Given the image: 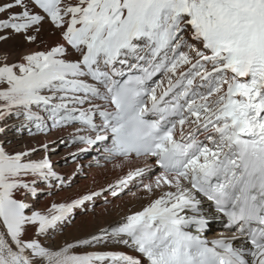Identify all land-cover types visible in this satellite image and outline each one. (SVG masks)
<instances>
[{
  "label": "snow or ice",
  "instance_id": "6c2138e0",
  "mask_svg": "<svg viewBox=\"0 0 264 264\" xmlns=\"http://www.w3.org/2000/svg\"><path fill=\"white\" fill-rule=\"evenodd\" d=\"M72 126L148 203L57 244L106 189L38 209L53 149L3 137ZM0 264H264V0H0Z\"/></svg>",
  "mask_w": 264,
  "mask_h": 264
},
{
  "label": "bare ground",
  "instance_id": "6f19581e",
  "mask_svg": "<svg viewBox=\"0 0 264 264\" xmlns=\"http://www.w3.org/2000/svg\"><path fill=\"white\" fill-rule=\"evenodd\" d=\"M20 43L22 42H17V45H19ZM65 130L70 131V133H68L69 138L65 141L67 142L66 146L70 147L69 151L73 150L74 148L83 146L82 144L72 142V137L76 135L75 126L67 127L64 129H52V133L50 131L47 134L36 132L34 128L32 129V132L35 133L34 135L36 136H33L36 137L37 140H39V143H37L40 144L47 143L50 140H54L56 136H59ZM29 135L31 136L32 134ZM43 135H45V137ZM12 136L13 135H11L10 138H7V140L9 141L8 147L10 150L18 151L20 147L18 148L17 145L21 143L24 144L29 140L28 139L25 142L23 140L24 136L16 138H12ZM42 136L44 137V139L42 138ZM29 146L35 145L31 143ZM25 147H28V145L24 144L22 150ZM101 149H104L103 146H97L94 148V150ZM42 153L43 152H40L41 155L38 156V159L46 154ZM105 155L107 156L108 154L106 153ZM52 161L54 162L56 171L60 174L64 173L63 171L66 170V167L61 168V165L59 164L60 160L56 155L53 156ZM104 163H106L104 166L96 165V167L92 169L93 173L89 178L82 179L80 183V185L82 186L76 194L67 195L65 190H60L55 194L47 193L39 197L38 202H36V207L40 210H44L52 202L69 201L71 199L88 194L90 191L100 186H102L100 189H102L104 186L110 187L111 185H115L118 180L128 175L129 172L134 170L136 167L144 166L143 158H134L129 161H122V158L118 156L106 158L104 160ZM149 163H151V161H149ZM121 164H123L122 167L120 166ZM68 168L72 169L73 165L68 166ZM53 191H55V189ZM146 196L147 194L144 192L143 186L139 188L135 186L131 190L122 191L121 195L119 196L115 197L114 195H112V198L108 201L102 198H97L95 202L89 203L87 206H85L84 210L79 208V210L81 211L73 217L74 213L76 211H79L78 209H75L71 214L70 219L60 226V229L55 233L52 239L55 241V243L60 244L65 240L71 241L77 238L88 236L89 234H95L101 228L108 227L110 224H114L116 221L123 220L124 216L129 214L130 211L139 210L142 206H145L148 203ZM212 226H214V228L212 227L213 229H210V231L211 234H213V237L225 235V233L227 236L230 235V233L227 232L224 227H222L221 221L215 222ZM108 247L112 248L116 246L109 244ZM96 248L103 249L104 246L97 245Z\"/></svg>",
  "mask_w": 264,
  "mask_h": 264
},
{
  "label": "rangeland",
  "instance_id": "374dc122",
  "mask_svg": "<svg viewBox=\"0 0 264 264\" xmlns=\"http://www.w3.org/2000/svg\"><path fill=\"white\" fill-rule=\"evenodd\" d=\"M28 133L29 132H27V131L17 132V131H11L10 130L7 133V135L5 137H3V139L7 140V138L11 137V135H13L12 138L24 136L23 140L25 142L29 139L28 142L24 143V144H27L28 147H30L29 145L31 143L33 145H35L36 147H39V146H37V145H39L38 144L39 140H37L36 137H34L36 135L30 136ZM47 133H49V132H47ZM51 133H52V131H51ZM68 133H70V131L65 130L59 136H56L54 138V140H50L49 142H47L49 144V146L53 149V151L49 154L51 160H52L53 156L56 155L57 158L60 160L59 164L61 165V168L66 167V170L63 171L64 173L61 174V176H63L65 179V183L62 186L57 185L55 188V191H53V194L57 193L60 190H65L67 195L76 194L80 190V187L82 186V185H80L82 179L89 178L90 175L93 173L92 169L95 168L96 165L104 166L106 164V163H104V160L108 156V155L107 156L105 155L106 153H105L104 149L103 150L102 149L101 150H94V148L97 146H92L89 148L87 145H83V144H82L83 146L78 147V148H74L73 150L69 151L70 147H67L66 146L67 142H65L69 138ZM28 136H30V137H28ZM43 136L45 137V135H43ZM43 136H42V138L44 139ZM61 139H63L64 142L61 143L60 142ZM24 144L23 143L18 144L17 147L18 148L20 147L22 150V147ZM20 148H19V150H20ZM80 148H88V150L81 152V151H79ZM40 152H43L42 154L45 153L43 150H41ZM40 152L34 158L38 159V156L41 155ZM73 154H75V155H73ZM70 165H73L72 169L68 168V166H70ZM149 175H151V174H149ZM140 179H143V178H138L137 181L130 182L127 187L120 186V188L118 190H116L115 193L113 192V189L111 187L104 186L102 189H106V191H103L100 196L94 197L91 201L85 202V204L80 206L79 208L84 210L85 206H87L89 203L95 202V200L97 198H100V199L102 198V199H105L108 201L109 199L112 198V195H114L115 197L119 196V195H121L122 191L131 190L135 186H137V188H139L142 186V184L139 182ZM116 184L117 183H115V185ZM91 187H92V185H91ZM101 187L102 186H100L96 189H93L89 193L100 192L102 190V189H100ZM84 188H86V187H84ZM44 194H47V192L42 193L41 195H44ZM34 199H36V198H33V200ZM38 199L36 200V202H38ZM29 200L31 201L32 197H29ZM79 208H77V209L79 210ZM80 211L81 210L76 211L74 213L73 217L75 215H77ZM214 223L215 222H212L211 228L212 227L214 228V226H212V225H214Z\"/></svg>",
  "mask_w": 264,
  "mask_h": 264
}]
</instances>
